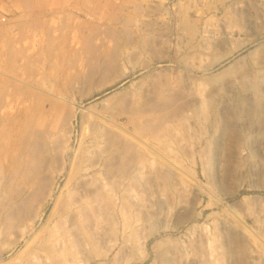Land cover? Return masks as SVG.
<instances>
[{
    "label": "rangeland",
    "instance_id": "374dc122",
    "mask_svg": "<svg viewBox=\"0 0 264 264\" xmlns=\"http://www.w3.org/2000/svg\"><path fill=\"white\" fill-rule=\"evenodd\" d=\"M3 1L0 264H264V0Z\"/></svg>",
    "mask_w": 264,
    "mask_h": 264
},
{
    "label": "bare ground",
    "instance_id": "6f19581e",
    "mask_svg": "<svg viewBox=\"0 0 264 264\" xmlns=\"http://www.w3.org/2000/svg\"><path fill=\"white\" fill-rule=\"evenodd\" d=\"M233 29V28H232ZM230 31V30H229ZM226 37V36H225ZM200 91L202 92V90L200 89ZM150 154V153H149ZM146 155V154H145ZM148 156V155H147ZM140 162H142V161H140ZM140 162H138L139 164H137L135 167H133L132 169H131V171H130V174H129V178L130 179H132V180H138V179H140L141 178V167H144V166H142V164H144V162L141 164ZM165 168H166V175H170V172L172 171V170H174L173 169V167L169 164V163H165ZM143 172L144 171H142V174H143ZM168 172H169V174H168ZM170 177V176H169ZM143 179V178H142ZM147 180V179H146ZM139 181V180H138ZM140 182V181H139ZM145 182H147V181H145ZM149 182V181H148ZM142 183V182H141ZM134 197V196H133ZM76 200V199H75ZM75 200H73L74 202H75V204L77 203ZM135 200V199H134ZM78 201V200H77ZM79 202V201H78ZM70 203V202H69ZM71 204V203H70ZM74 204V203H73ZM72 204V205H73ZM85 205V204H84ZM87 205V204H86ZM71 206V205H70ZM88 206V205H87ZM80 207V206H79ZM80 212V211H79ZM80 214H82V213H80ZM80 214H79V216H80ZM159 216V215H158ZM80 217H83V218H81L82 219V226H84V228L86 227V225L89 227V225L87 224V220H88V217H89V214L87 213V211L83 208V215L82 216H80ZM151 217V216H150ZM150 217H147L148 219L150 218ZM153 217V216H152ZM159 218V217H158ZM89 219H91V218H89ZM151 219V218H150ZM149 219V220H150ZM147 220V219H146ZM89 221V220H88ZM91 222V221H90ZM80 224H78V226H79ZM125 226V225H124ZM136 226V225H135ZM80 227V226H79ZM89 229V228H88ZM87 229V230H88ZM131 229V228H130ZM85 231H87L86 229H84ZM91 230V229H90ZM127 231V230H126ZM126 234V233H125ZM89 235V234H88ZM131 235V234H130ZM90 236H91V234H90ZM128 236V235H127ZM126 236V237H127ZM125 236H124V244L126 243V240H125V238H126ZM129 238V240H128V242L131 240L130 239V236H128L126 239H128ZM129 243H131V242H129ZM167 248V247H166ZM166 250H162L160 253L161 254H166ZM159 253V252H158ZM42 255V254H41ZM25 260V259H24ZM52 260V259H51ZM22 261V260H21ZM48 262V261H47ZM22 263V262H21ZM49 263V262H48ZM24 264V263H23Z\"/></svg>",
    "mask_w": 264,
    "mask_h": 264
},
{
    "label": "crops",
    "instance_id": "0c3cea01",
    "mask_svg": "<svg viewBox=\"0 0 264 264\" xmlns=\"http://www.w3.org/2000/svg\"><path fill=\"white\" fill-rule=\"evenodd\" d=\"M17 1L18 0H11V1L5 0L6 3H4V1H3V4L6 5L8 15H10V14L12 15L13 14L12 12L17 11L18 5L20 4V1H19V4ZM21 1L24 2V0H21ZM27 1L29 2V4H30V1L32 2V0H27Z\"/></svg>",
    "mask_w": 264,
    "mask_h": 264
}]
</instances>
